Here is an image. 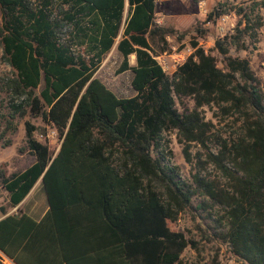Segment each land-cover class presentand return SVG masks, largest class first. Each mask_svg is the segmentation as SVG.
I'll list each match as a JSON object with an SVG mask.
<instances>
[{
	"label": "trees",
	"instance_id": "trees-1",
	"mask_svg": "<svg viewBox=\"0 0 264 264\" xmlns=\"http://www.w3.org/2000/svg\"><path fill=\"white\" fill-rule=\"evenodd\" d=\"M259 5L217 4L206 22L231 11L239 16L233 34L214 41L222 67L198 46L207 34L199 23L193 52L168 77L150 43L163 52L172 33L156 25V0H0V44L15 72L7 89L24 97L11 106L10 118L29 113L60 140L57 150L36 140L38 128L26 121L34 163L9 177L0 169L10 208L39 180L47 202L38 221L20 207L0 219V264L2 254L15 264H183L181 254L196 244L169 224L198 197L196 209L207 213L202 218L222 212L211 230L232 256L264 264V84L247 59L229 55L230 47L245 51L256 38L263 26ZM121 27L118 73L132 72L136 94L130 98L117 97L94 77ZM212 106L242 119L236 139L208 155L225 186L199 173L190 183L181 180L163 137L175 132L191 163V145L206 147L212 135L214 126L203 116ZM6 123L0 139L15 130Z\"/></svg>",
	"mask_w": 264,
	"mask_h": 264
},
{
	"label": "rangeland",
	"instance_id": "rangeland-1",
	"mask_svg": "<svg viewBox=\"0 0 264 264\" xmlns=\"http://www.w3.org/2000/svg\"><path fill=\"white\" fill-rule=\"evenodd\" d=\"M253 2L260 4L258 14L263 26L256 30L254 40H248L247 50L236 51L234 47H230L229 55L247 59L256 78L260 80L261 84H264V0H199L197 4L192 3L191 0H156V25L170 29L172 33L165 37L167 46L163 52H160V45L158 46L150 41L153 55H163L165 60H160V64L163 66L173 65L175 62H184L193 52L190 41L193 40L194 27L196 24L201 23L203 28L207 30V34L205 39H198V46L205 52L216 56L219 60L218 67H222V58L216 50H213L215 39L222 36L218 30V19L214 22H206V16L219 3L227 4L229 7H247ZM127 7V4H125L124 18L127 14ZM226 15L229 20L225 28L229 32L231 25L235 29L239 16L234 11ZM233 32L230 31L227 36L233 34ZM121 33L122 27L113 47L105 55L94 77L99 79L117 97L130 98L136 94L131 86L132 72L127 70L118 73L122 55L116 50V44ZM134 64L135 60L132 55L129 57V65L134 66ZM166 74L168 77L173 75L171 70H167ZM14 76L15 72L5 60L0 44V133L5 130L7 120H10L15 127L13 132L7 131L0 139V169L6 177H9L12 173L21 172L35 159L25 143L24 123L26 121L38 128L34 133L36 140L43 143L47 142L50 147H54L56 150L60 144L56 134L53 137L50 136L54 130L49 126H45L40 118H33L29 113L23 118H10L11 106L21 104L24 101V97L14 98L7 89V81L13 79ZM36 92L38 93V90ZM184 103L189 109L193 108L192 100L185 99ZM203 116L206 121H211L214 126L206 147L192 144L190 148L191 163H187L182 153L183 145L178 142L176 133H165L163 137L164 140H167V148L171 152L168 161L171 166L176 168L181 180L190 183L191 176L199 173L200 176L215 180L221 186H225L227 181L224 179L221 170L208 159V155H219L223 140L231 144L236 139L242 130L241 115L236 112L224 114L219 108L212 106L203 109ZM42 128L45 129V134L39 131ZM7 140L10 141V145L4 146ZM34 197L39 200V210L47 207L45 193L41 183H39L32 197L30 193L23 201L21 208L23 211L27 212V202ZM200 201H203L202 197L195 198L193 209H187L179 213L177 219L169 224L171 230L182 233L188 240L196 244L194 248L192 246L187 247L181 254L183 264H242L232 256L226 245L222 244L211 230V228L217 226L215 221L219 220L222 212L220 209H214L211 211V217L204 219L207 213L201 209H196ZM0 204L6 206L7 209H12L1 184ZM13 212H16V209ZM2 257L4 264H13L3 255Z\"/></svg>",
	"mask_w": 264,
	"mask_h": 264
},
{
	"label": "crops",
	"instance_id": "crops-1",
	"mask_svg": "<svg viewBox=\"0 0 264 264\" xmlns=\"http://www.w3.org/2000/svg\"><path fill=\"white\" fill-rule=\"evenodd\" d=\"M34 161H35V160L31 161L27 167H29L31 164H33ZM27 167H26V168H27ZM26 168H24L22 171H24ZM22 171H21V172H22ZM21 172H19V173H21ZM39 183H40V180L37 181V183L35 184V186H34V187L32 188V190L30 191V193H31V197H32L33 193L36 191V189L38 188ZM30 193H29V194H30ZM29 194H28V196H29ZM28 196H27V197H28ZM27 197H26V198H27ZM26 198H25V199H26ZM25 199H24V200H25ZM24 200H23V201H24ZM23 201H22L21 204H19V206H18V207H20V209L22 208V203H23ZM26 202H27V201H26ZM27 203H28L27 206H26V208H27V209H26L27 212H25V211H23V212H24L25 214H27L28 216H30L32 219L36 220V221L40 220L41 217L45 214V212H46V210H47V207L44 208L43 210H39V209H38V208H39V200H38L37 197H34L33 199H32V198L29 199V202H27ZM0 206H1L2 208L5 209V214H4V215L0 212V219H2V218H3L4 216H6V215L12 214V213H13V210L16 209V208H18V207H16V208H12V209H7L6 206H4V205H1V204H0ZM38 214H39V215H38Z\"/></svg>",
	"mask_w": 264,
	"mask_h": 264
},
{
	"label": "built area",
	"instance_id": "built-area-1",
	"mask_svg": "<svg viewBox=\"0 0 264 264\" xmlns=\"http://www.w3.org/2000/svg\"><path fill=\"white\" fill-rule=\"evenodd\" d=\"M228 20H229V17L227 15H222L218 18V30L220 32V34L222 35V37L226 36L230 31H234L233 29V25H231L230 29L228 30L229 32H227V28L226 27V24L228 23ZM154 59L160 64V60L163 59L165 60V58H163V55H159V56H154ZM184 62H175L173 65H161L160 66L162 67V70L166 73L167 70H171V73L174 74L176 72V70L178 69V67ZM167 75V74H166ZM55 135L54 132H51V137H53Z\"/></svg>",
	"mask_w": 264,
	"mask_h": 264
},
{
	"label": "water",
	"instance_id": "water-1",
	"mask_svg": "<svg viewBox=\"0 0 264 264\" xmlns=\"http://www.w3.org/2000/svg\"><path fill=\"white\" fill-rule=\"evenodd\" d=\"M5 258H7L4 254H2ZM8 259V258H7ZM8 260H10V259H8ZM11 261V260H10ZM12 262V261H11ZM13 263V262H12ZM13 264H15V263H13Z\"/></svg>",
	"mask_w": 264,
	"mask_h": 264
}]
</instances>
